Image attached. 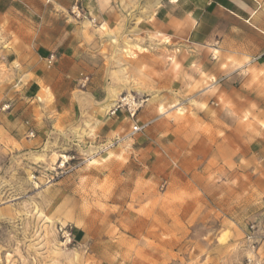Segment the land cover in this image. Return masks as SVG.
<instances>
[{
  "label": "rangeland",
  "instance_id": "obj_1",
  "mask_svg": "<svg viewBox=\"0 0 264 264\" xmlns=\"http://www.w3.org/2000/svg\"><path fill=\"white\" fill-rule=\"evenodd\" d=\"M29 9L26 0H0L1 74L30 61ZM106 35L114 48L86 64L77 111L64 120L54 113L52 133L33 150H0V264H264V150L255 143L264 69L231 73L228 93L202 73L196 82L185 74L159 107V134L137 113L181 49L154 34ZM229 61L225 70L238 66ZM128 95L144 101L133 118L121 102ZM105 111L116 127L108 137L98 128ZM133 125L142 131L132 134ZM145 135L153 142L141 160L134 144Z\"/></svg>",
  "mask_w": 264,
  "mask_h": 264
},
{
  "label": "crops",
  "instance_id": "obj_2",
  "mask_svg": "<svg viewBox=\"0 0 264 264\" xmlns=\"http://www.w3.org/2000/svg\"><path fill=\"white\" fill-rule=\"evenodd\" d=\"M26 1L33 17L30 61L21 62L23 67L14 69V74L0 73V150L7 157L11 151L21 154L41 145L52 133L54 113L64 120L77 111L74 92L79 91L81 77L89 79L86 64L99 63L101 53L114 48L107 33H113L115 41L123 34L131 38L154 34L181 49L168 69L156 72L155 89L160 92L149 95L143 114L137 113V123L147 124L150 132L160 134L159 107L164 110L171 102V91L182 90L185 74L196 82L202 73L228 93L230 89L223 84L231 73L240 75L247 65L264 69V0ZM213 51L221 54L220 62ZM230 58L238 66L225 70L222 66L230 65ZM213 82L202 90L215 88ZM236 91L244 97L250 95L241 88ZM83 93L95 103L102 101L95 92ZM107 111L98 127L100 132L105 129V137L116 129ZM30 132H34L32 137ZM148 142L153 141L145 135L134 144L141 160L148 155ZM255 143L264 150V128Z\"/></svg>",
  "mask_w": 264,
  "mask_h": 264
},
{
  "label": "built area",
  "instance_id": "obj_3",
  "mask_svg": "<svg viewBox=\"0 0 264 264\" xmlns=\"http://www.w3.org/2000/svg\"><path fill=\"white\" fill-rule=\"evenodd\" d=\"M52 59H53V56H50L49 60L51 61ZM84 82L85 83L87 82V78L84 79ZM85 83L83 84V86L85 85ZM121 102L124 103L125 106H127L131 118L134 117L136 110L142 105V103H144V101L138 102L135 96H131V95L124 96ZM115 111L116 109L111 111V114H114ZM142 129H143V126L133 125L132 134H137L141 132ZM29 135L32 137L33 132H30Z\"/></svg>",
  "mask_w": 264,
  "mask_h": 264
},
{
  "label": "bare ground",
  "instance_id": "obj_4",
  "mask_svg": "<svg viewBox=\"0 0 264 264\" xmlns=\"http://www.w3.org/2000/svg\"><path fill=\"white\" fill-rule=\"evenodd\" d=\"M116 105V101H115V99H112V100H110L109 102H108V104H107V107H114ZM162 110V109H161Z\"/></svg>",
  "mask_w": 264,
  "mask_h": 264
},
{
  "label": "snow or ice",
  "instance_id": "obj_5",
  "mask_svg": "<svg viewBox=\"0 0 264 264\" xmlns=\"http://www.w3.org/2000/svg\"><path fill=\"white\" fill-rule=\"evenodd\" d=\"M163 111V110H162Z\"/></svg>",
  "mask_w": 264,
  "mask_h": 264
}]
</instances>
